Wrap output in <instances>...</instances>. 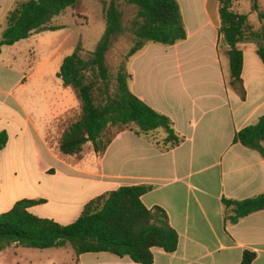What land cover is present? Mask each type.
<instances>
[{
  "label": "crops",
  "instance_id": "crops-1",
  "mask_svg": "<svg viewBox=\"0 0 264 264\" xmlns=\"http://www.w3.org/2000/svg\"><path fill=\"white\" fill-rule=\"evenodd\" d=\"M14 1L0 0V36ZM176 1L186 39L173 46L147 44L126 68L131 93L167 116L183 143L162 152L152 141L156 134L124 131L102 156L90 143L80 160L61 155L60 133L79 114L73 92L56 77L64 58L38 78L47 60L27 81L5 75L0 78V133L8 140L0 151V214L18 201L42 200L29 212L67 226L90 200L119 187L147 185L152 190L141 197L143 205L163 209L178 235L173 253L151 249L153 264H239L244 251L256 254L252 264H264V211L225 225L222 204L223 198L264 194V156L233 141L264 115V65L254 43L239 44L241 100L229 87L228 60L217 50L219 0ZM6 249L17 252L14 264L26 256L20 255L22 247ZM63 249L72 253L69 264H136L109 253L76 258L70 246L46 250L56 251L57 259Z\"/></svg>",
  "mask_w": 264,
  "mask_h": 264
},
{
  "label": "trees",
  "instance_id": "trees-1",
  "mask_svg": "<svg viewBox=\"0 0 264 264\" xmlns=\"http://www.w3.org/2000/svg\"><path fill=\"white\" fill-rule=\"evenodd\" d=\"M253 0L251 13L260 23L257 29L248 14L234 8V0H219V40L217 50L226 56L229 65V87L244 100L241 80L243 52L241 43H254L255 53L264 65V8ZM79 0H15L2 23L0 55L3 47L28 39L34 33L57 31L50 27L53 17L67 8H74ZM105 20L104 32L92 52L77 46L62 60L56 77L64 88L73 92L79 103L77 118L68 120L58 139L61 155L80 160L83 148L90 143L92 150L102 156L114 138L130 131L138 136H157L156 147L169 151L183 143L172 121L138 99L129 89L131 74L128 60L147 44L173 46L186 39L179 6L176 0H110L101 2ZM132 10L125 21V11ZM122 36H130L133 44L125 59L113 74L106 56L113 43ZM160 132L164 137H158ZM7 134L0 133V151L7 144ZM235 143L264 156V115L257 123L235 134ZM152 186L119 187L90 200L78 219L62 226L29 212L42 200H21L7 212L0 214V252L11 245L27 249L46 250L70 246L76 258L86 253H109L128 258L136 264H153L152 248L165 253L177 249L178 235L170 226L166 212L146 208L141 197ZM225 225L237 224L241 219L264 211V194L244 200L222 199ZM256 254L244 251L239 264H252Z\"/></svg>",
  "mask_w": 264,
  "mask_h": 264
},
{
  "label": "rangeland",
  "instance_id": "rangeland-1",
  "mask_svg": "<svg viewBox=\"0 0 264 264\" xmlns=\"http://www.w3.org/2000/svg\"><path fill=\"white\" fill-rule=\"evenodd\" d=\"M103 1L110 0H79L77 6L67 8L63 13L52 18L50 27H61L57 31H44L34 33L27 40L20 42L14 47H3L0 58V78L5 75L12 79L22 77L26 81L30 75L38 69L41 63L48 61V67L40 68L34 76L38 78L42 71H50L53 65H56L60 59L71 55L77 46H81V57H86V52H92L105 29V20L103 18ZM259 8H264V0L255 2ZM253 0H234V8L239 13L253 14L249 20L258 29L259 21L255 13H251ZM132 14V10L127 8L125 11V21ZM133 44L130 36L118 38L112 45L106 56V63L110 71L114 74L117 67L125 59V56ZM16 67V69H15ZM18 72L14 75L12 72ZM30 84V83H28ZM77 114L74 119L77 118ZM26 255L18 259L19 264H53L60 261L61 264H69V249L60 250V256L55 259L54 250H34L23 249ZM17 252L13 249H6L0 253V264H14ZM18 255V254H17Z\"/></svg>",
  "mask_w": 264,
  "mask_h": 264
}]
</instances>
